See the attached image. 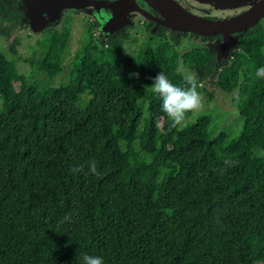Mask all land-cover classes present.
Here are the masks:
<instances>
[{
    "label": "trees",
    "instance_id": "trees-1",
    "mask_svg": "<svg viewBox=\"0 0 264 264\" xmlns=\"http://www.w3.org/2000/svg\"><path fill=\"white\" fill-rule=\"evenodd\" d=\"M14 1L0 0L8 40L19 22ZM163 32L131 66L106 60L127 32L87 42L59 86L51 82L63 71L69 27L47 30L42 53L28 62L47 77L42 86L0 53V264H82L85 253L104 264H264V78L255 75L264 24L241 34L240 53L212 82L236 92L241 124L230 135L213 132L206 116L171 126L153 78L175 73L181 59L206 82L215 52L179 56L173 47L187 34L168 40ZM93 160L99 175L89 172Z\"/></svg>",
    "mask_w": 264,
    "mask_h": 264
},
{
    "label": "rangeland",
    "instance_id": "rangeland-1",
    "mask_svg": "<svg viewBox=\"0 0 264 264\" xmlns=\"http://www.w3.org/2000/svg\"><path fill=\"white\" fill-rule=\"evenodd\" d=\"M193 1L194 0H191V2ZM231 1H238V4H240L237 6V9L244 10L253 5L255 0ZM207 3L210 6L213 5L212 2ZM21 4L23 9L30 12V16L25 17V20L13 33L15 52L11 51V42L9 40L0 38V53H2L8 61L14 63L18 72L24 75L30 83L37 84L38 86H42L47 81V77L44 74L31 70L28 62L33 58H37L42 53V46L45 41V30L50 27L59 29L66 26L71 29L70 38L62 58L63 71L53 79L51 82L53 86L67 83L72 59L77 51L83 50L87 42L99 45L100 38L114 34L117 30H120L123 25L128 24L132 26V29L128 32L129 40L123 45L122 51L117 54L108 50L106 57L107 61L117 60L123 65L131 66L132 62L137 60L138 56L142 53L144 44L150 37V34L145 30V25L141 24L142 20H144L143 16L137 13L129 17V15H120L103 10L56 7L50 2H47L45 10L44 8L35 10L33 4ZM219 10H221V8ZM117 16H119L122 21L116 26H112V20H115ZM123 19L126 20L123 21ZM96 20L101 24L97 29L93 30L91 39H89L90 37L86 32L85 26L89 21L95 22ZM262 23L264 24V20ZM134 24H136V26H134ZM114 27L115 29H113ZM166 38L169 40L170 36L167 35ZM204 47H206V45L200 40L187 36L182 38L180 45L178 47H173V49L178 52L179 56H182L184 53L192 50H201ZM213 48L217 52L215 58L217 72L213 77L215 81L222 69L228 65V61L230 62L231 52L234 50L239 52L240 50L230 37H225L221 41L216 42L213 44ZM183 69L194 72L191 68L184 66L182 60L179 59L176 72L167 75L172 83H176L179 79H183ZM134 72H137V69H135ZM211 82L212 81L206 83L198 82V91L204 97L203 107L193 111L190 116H186L183 124L186 122H196L200 117L206 116L212 120L211 129L213 132H225L227 135L233 134L239 129L241 124V118L232 104L236 92L224 93L214 89ZM18 86L17 84V89ZM146 99L147 97L145 96L141 105V110L143 112H145ZM80 106L83 107L84 104Z\"/></svg>",
    "mask_w": 264,
    "mask_h": 264
},
{
    "label": "flooded vegetation",
    "instance_id": "flooded-vegetation-1",
    "mask_svg": "<svg viewBox=\"0 0 264 264\" xmlns=\"http://www.w3.org/2000/svg\"><path fill=\"white\" fill-rule=\"evenodd\" d=\"M73 1H75V3L72 4ZM172 1L175 2L181 9L185 10L187 13L194 15V16H197V17L202 18V19L210 20V21L230 20V19H233V18L240 16L241 14H243L247 10V9H244V10L237 9V6L240 3L238 4V1H231V0H194L193 2H191V0H172ZM89 2H90V4H89ZM98 2H102V3L119 2V5H118L119 7L115 8V10H112L111 8L104 7L101 4L97 5ZM207 2H212L213 5L210 6V5H208ZM65 4H69L70 7L75 8V9H94V10H99V11L103 10L106 12L117 13L120 15H123V14L126 16L129 15V17L132 14H136V13L140 14L139 12H144L147 15V17L143 16L144 20H142L141 24L145 25V30L150 35L154 34L155 32H158L160 30H164L163 33H164L165 37H167V35L168 36H171V35L177 36V34L180 33V32L171 31L169 28L158 23L159 21H164V17L147 0H67L65 2ZM220 8H221V10H219ZM9 9L13 13H15V14L17 13L19 16V22L17 23V25L15 27H13L11 29V32H10L11 38L9 41L11 42V40H14L13 33L22 24L24 15H23L21 9H19V0H15L13 3H11ZM198 12H201V13H198ZM100 17H102V16H100ZM125 20L126 19H123V21H125ZM129 20H131V19H129ZM263 20L264 19H262L260 22H262ZM112 21H113L112 26H116L117 24L120 23V21H122V19H120L119 16H117V18H115V20H112ZM100 24L101 23L98 20H96L95 22L89 21L88 24L85 26L86 32L88 33V29H90V31L93 33V30L97 29ZM7 25L10 26V24H7ZM134 26H136V24H134ZM253 27H251V28H253ZM60 29L61 28L57 29L56 27H50L47 30H60ZM113 29H115V27ZM131 29H132V26L123 25L122 29H121L122 31L118 30V32H124L125 31L128 33ZM248 29H250V28H247L246 31ZM47 30H45V32ZM246 31H244V32H246ZM244 32H241V31L233 32L231 37H230L232 40H233V38L237 39L236 41L233 40V42H235V44H237V48L239 50H240V48H239L240 36ZM186 34L190 38L198 39L201 42H203L206 45V47H204V48L210 49V50L215 52L214 63H215V74H216L217 66H216L215 58H216L217 52L213 48V44H215L218 41H221L223 39L222 35H215L213 37H202V36L197 35V37H193L192 35H194V34H188V33H186ZM107 37L108 36L100 38L99 43H101L102 40H106ZM0 38H4V39L8 40L5 37H0ZM235 52H237V51L234 50L231 52V58ZM238 53H240V51ZM229 63L230 62L228 61V65H229ZM209 81L216 82L217 80L214 81L212 78V79L207 80L206 82H209ZM206 82H203V83H206ZM212 82H211V84L214 87ZM214 89H217V88L214 87ZM217 90H220V89H217Z\"/></svg>",
    "mask_w": 264,
    "mask_h": 264
},
{
    "label": "water",
    "instance_id": "water-1",
    "mask_svg": "<svg viewBox=\"0 0 264 264\" xmlns=\"http://www.w3.org/2000/svg\"><path fill=\"white\" fill-rule=\"evenodd\" d=\"M66 1L67 0H19V9H21V11L23 12L24 21L25 17L30 16V12L23 9L21 3H23L24 5L33 4L35 10H41L42 8H44L45 10L47 2H50L56 7H70L69 4H65ZM147 1H149L153 5V7L158 10L164 17V21H159L158 23L164 25L174 32L195 34L202 37H213L215 35H222L223 38L231 37L233 32H244L247 28L255 26L262 19H264V0H255L253 5L247 8V10L240 16L223 21H210L191 15L185 10L181 9L172 0ZM73 3H75V1H73L72 4ZM100 4L104 7L111 8L112 10H115V8L119 7V2L97 3V5ZM139 13L140 15L147 17L144 12ZM117 32L118 30L110 36L117 35ZM233 40L236 41L237 39L233 38Z\"/></svg>",
    "mask_w": 264,
    "mask_h": 264
},
{
    "label": "clouds",
    "instance_id": "clouds-1",
    "mask_svg": "<svg viewBox=\"0 0 264 264\" xmlns=\"http://www.w3.org/2000/svg\"><path fill=\"white\" fill-rule=\"evenodd\" d=\"M183 80L186 87L178 86L168 78L164 72H159L153 78V83L150 86L153 93L157 94L161 101V110L170 120L171 126L176 127L182 125L186 119V114L191 111L199 110L203 107L204 97L198 91V80L195 72L183 69ZM256 77L264 78V66L259 67L255 72ZM129 78H139V73H130ZM234 161L225 159L226 166H234ZM89 172L94 175H99L96 162L89 161ZM83 171V166L73 167L72 173ZM223 171V170H221ZM71 219L70 215L63 217V222ZM82 264H104L101 256L82 255Z\"/></svg>",
    "mask_w": 264,
    "mask_h": 264
}]
</instances>
